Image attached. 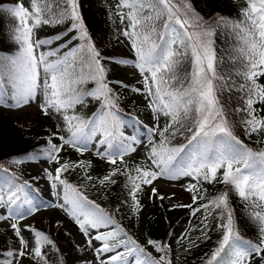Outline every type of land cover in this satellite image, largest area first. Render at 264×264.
I'll use <instances>...</instances> for the list:
<instances>
[{
  "label": "snow or ice",
  "instance_id": "1",
  "mask_svg": "<svg viewBox=\"0 0 264 264\" xmlns=\"http://www.w3.org/2000/svg\"><path fill=\"white\" fill-rule=\"evenodd\" d=\"M63 2L64 9L58 16L54 11L59 7L57 0H30V7L18 0L11 7H0L16 22L11 38L17 44L15 54L0 56V107L23 109L35 104L45 117L57 121L56 131L46 134L44 146L37 145L12 159L14 164L55 163L54 169H43L55 201L42 204L30 190L28 180L0 166V171L8 175L7 179L0 177V221H16L9 225L16 246L0 249V264H25V260L32 264L46 259L42 247L54 242L31 225L25 230L32 239H26L19 221L49 208L62 210L78 227L84 240L76 247L85 253L80 257L84 264H172L164 255L153 257L113 213L89 199L64 176L83 167L84 179L94 181L88 173L91 163L63 160L65 148L80 155L95 151L115 166L118 161L124 164L125 157L144 143L126 131L117 89L127 90L128 85L108 79V62L114 65V71L122 70L120 66L138 71L143 86L131 90L144 98L154 122L146 125L136 120L149 134L146 163L133 168L113 167L103 177L95 178L99 185H115V177L124 175L126 202L137 217L143 210L142 186H146L150 200L163 201L168 197L155 182L185 177L195 181L185 189L193 193L192 204L204 199L198 185L218 182L229 186L250 207L264 209V150H253L234 132L240 127L248 138L264 135V0H247L242 18L212 21L196 14L186 0H119L117 8L128 9L119 18L121 23L127 21L122 35L130 42L134 61L103 56L81 22L78 0ZM66 19L73 23L63 34L52 39L33 38L37 26L60 24ZM73 29L79 36L59 43ZM217 30L227 31L234 38L227 57L217 56L213 39ZM75 39L83 42L73 45ZM54 43V48L45 50ZM185 61L191 64L190 72L182 70ZM90 82L93 88L87 87ZM232 98L237 100L234 107L228 104ZM94 102L97 107L87 115ZM237 114L239 121L229 118ZM161 117L166 118L163 124ZM180 138L183 142L173 143ZM133 170L135 176L131 175ZM229 196L230 191H223L198 207H172L191 208L192 215L203 209L205 237L209 217L214 210H221L213 217L219 220L216 228L221 230V238L205 264H251L256 257L255 264H261L264 211L250 213L258 235L255 241L245 239L234 222ZM60 223L55 222L56 226ZM146 244L157 252L170 250L152 239ZM89 250L91 258L86 255Z\"/></svg>",
  "mask_w": 264,
  "mask_h": 264
},
{
  "label": "rangeland",
  "instance_id": "2",
  "mask_svg": "<svg viewBox=\"0 0 264 264\" xmlns=\"http://www.w3.org/2000/svg\"><path fill=\"white\" fill-rule=\"evenodd\" d=\"M13 2H18V0H11ZM101 5L106 6L110 10L109 19L111 26L116 31V36L112 39H109L106 42L107 49H102L101 54L106 57H115V59H131L135 60V54L131 49L129 40L122 35V31L128 26L127 21L121 23L119 14L121 12L127 13V8H117L119 0H99ZM242 5V9L246 7V1L239 0ZM22 3L25 7H30V0H22ZM65 25V24H64ZM66 26V25H65ZM49 28L48 25H40L33 29V38L43 39L46 35V30ZM70 29V27H68ZM64 26H61L56 31L57 34H63L67 31ZM79 36V31L73 29L69 31L68 36L63 37V43L65 40L70 39L71 37ZM73 45L82 43L79 39L72 41ZM49 46H46L47 50ZM50 47H55V43ZM106 66L109 68V80L123 81L128 85V89L118 88L117 90L121 94L120 104L123 107H128L129 116L123 115V119L127 124L126 131L130 134L137 135L144 142L142 145H137V151L131 156L125 157V165L134 167V165L146 163V156L149 148V134L144 127L136 123V120L139 119L146 125L152 124L154 121L152 119L151 113L146 108V101L144 98L138 94H135L131 89L139 88L143 86V81L139 78V73L137 70L131 66H127V70H123L124 66H120L122 70L114 71V65L110 62L106 63ZM90 107L93 108V111L97 107V104L94 102ZM264 115V113H261ZM166 118L161 117L160 123H165ZM57 121L51 117H45L39 110V108L33 104L30 107H25L23 109H9L0 107V129L1 130H10L15 129V127H22L25 130H28L31 134L35 136L41 133H50L56 131ZM246 139L251 143L262 144L264 135L253 134L251 138L246 136ZM58 142V141H57ZM63 160L67 161H83L85 164L88 162L91 163V167L88 169V173L91 174L94 179L96 177H103L108 172L112 170L113 167H117L119 161L115 166L109 164L106 160L99 158L95 151H87L83 155L75 152L71 148H65L61 153ZM21 157V156H16ZM13 169L21 173H44L43 169L47 168L49 170L54 169L57 165L55 163H48L41 161L39 163H24V164H14L12 163ZM42 186L37 194L32 188L30 190L33 194L38 195L42 204H49L56 200V197L51 195V182L46 178L41 181ZM139 183V181H138ZM160 192L167 196L165 200L161 201L159 199L150 200L148 198L146 186L145 191L141 193V202L143 204V210L137 217L135 214L128 216L122 210L116 211L120 217L121 222L124 223V226L134 239L138 240L143 246L147 248V251L152 253L155 257L159 259L162 256V252H157L155 248L146 244L148 240L146 234V220L150 216H156L160 226H165L167 224L172 225V235L169 238L167 244L170 249V259L171 261L177 260L180 256L189 255L192 256L191 252L188 250V247L197 245L203 240H207V237L203 235L202 229L204 228L202 224L203 217L205 215L204 211L197 212L195 215L188 213L184 217L180 218V221L174 223V218L176 214L173 212L175 208L172 205L180 204H192V195L185 189L190 185L195 183L190 177L181 178L180 180H167L160 179L155 182ZM165 186L170 189L164 190L162 187ZM200 190H206L211 188V184L203 182L201 185L197 186ZM175 194L173 196L172 194ZM253 199H256L253 197ZM194 206V204H192ZM180 208V207H176ZM188 208V207H183ZM118 209V208H117ZM116 209V210H117ZM256 211H264L262 208H254ZM192 212V211H191ZM60 221V226H56L55 222ZM11 222L16 221H0V232L7 238L6 247H15L16 242L13 237L12 231L9 227ZM19 225L22 228V234L28 240L32 239V234L26 231V226L31 225L32 227L38 226L46 228L50 235L61 237V243L64 244L65 248L63 251L64 264H84L83 260L80 258L85 255L81 250L77 249L76 245L83 242L84 237L80 234L78 227L75 223L69 218L62 210L56 208L42 209L37 212L35 215L29 216L27 219L19 221ZM34 225V226H33ZM207 232L208 229H205ZM218 246V244H217ZM216 246V247H217ZM86 255L91 258L92 252L89 250ZM207 257L210 254L205 253ZM168 258V259H169ZM259 257L254 258L251 261V264H255V261ZM207 260V259H206ZM25 264H29L28 260H25ZM32 264H49L46 259H39L38 261L32 262ZM261 264H264V261H261Z\"/></svg>",
  "mask_w": 264,
  "mask_h": 264
},
{
  "label": "trees",
  "instance_id": "3",
  "mask_svg": "<svg viewBox=\"0 0 264 264\" xmlns=\"http://www.w3.org/2000/svg\"><path fill=\"white\" fill-rule=\"evenodd\" d=\"M243 1H246L247 3V0ZM186 2L191 5V9L194 10L196 14L208 21L218 19L219 17H224L231 20L242 18V5L239 0H186ZM14 4H16V2L11 0H0V7L3 8L11 7ZM57 4L59 7H57L54 11L55 15L58 16L59 13L64 9V2L63 0H57ZM78 11L81 17V22L83 23L85 30L88 32L89 37L91 38V41L94 43L97 50L100 51L102 49H107L106 42L116 36V31L111 26L110 19L108 18L110 10L106 6L101 5L99 0H78ZM15 23L16 22L13 20L10 14L0 11V56L13 55L17 51V44L14 43L11 38ZM72 23L73 21L66 19L60 24H49V28L46 30L47 33L44 38H54L57 35L56 31L58 28L64 26L66 29H68ZM213 39L215 41L214 46L217 50V56L219 57L221 54H223L225 57H227L228 51L233 45L234 38L227 31L217 30ZM182 70L185 72H190L191 64L188 61H185L182 65ZM107 76L109 79V71ZM94 86L95 85L91 82L87 85L88 88H93ZM228 104L230 107H234L237 104V100L232 98L228 101ZM90 112L91 108L86 110L87 115H90ZM127 112L128 108H123V114L128 115ZM229 118L234 121H239L240 117L237 114L230 115ZM242 131L243 130L240 127L234 128L235 134L238 135L240 139H242L249 147L253 148V150H264V139L262 144H256L253 142L251 143L246 139V136L242 134ZM46 139L47 136L45 133L35 136L22 127H15V129L10 130L0 129V166L7 168L10 173H15V175L20 177L21 180H28L30 188L36 192L40 190L42 186L41 181L47 177L46 174L16 172L12 167L11 161L16 156H22L26 152H31L37 145L41 147L44 146ZM179 142H183L182 138L178 139L177 141H173V143ZM124 167L125 165L122 164L118 166V168ZM220 174H222V170L221 173H218V176ZM131 175H136L134 170L131 172ZM64 176L69 180L70 183L78 186L80 190L89 197V199L95 201L106 211L113 213L114 218L121 225L124 226L118 213L116 212L117 208L122 210L128 216L134 215L132 212H130L128 203L126 202L127 189L125 188V184L127 183V180L124 175H117L115 177L117 181L115 185H99L95 179L93 182L85 180L83 167L77 169L76 171L65 173ZM0 177L7 179L8 175L5 172L0 171ZM136 182L138 183V180ZM93 183H95V187L92 186ZM223 191H230L229 204L233 213L234 222L240 234L245 239L255 241L258 235V226L256 222L250 218V213L256 210L250 207L249 203L242 201L241 198L234 192V190L229 189V186H225L218 182L211 183L210 189H206V191L204 189L199 192V195H202L204 199H198L192 207H198L201 203H207L209 199L215 197ZM191 211V208H175L173 210V212L176 214L174 223L180 221L182 216ZM201 211L204 210L201 209ZM220 211V209L214 210L212 216H210L207 221V240H203L197 245L188 247V250L192 253V256L183 254L177 260L173 261L172 264H205L206 259L208 258L205 253L207 252V254H211V252L215 250L218 241L221 238V230L216 228V224L219 223V220L213 218L218 216ZM146 221L145 232L148 239L158 241L161 245L167 244L168 239L172 235V225L167 224L164 227L160 226L157 217L153 215L148 217ZM34 229L45 233L54 242L52 246L44 245L42 247V251L46 254V260L48 263L64 264L65 261L63 260V251L65 246L63 243H61L62 238L54 236L53 234L50 235L46 228L34 226ZM6 243L7 238H5L0 232V249H4ZM169 251L170 250H167L161 254L166 256L168 259L170 257ZM152 256L155 257L153 254Z\"/></svg>",
  "mask_w": 264,
  "mask_h": 264
},
{
  "label": "bare ground",
  "instance_id": "4",
  "mask_svg": "<svg viewBox=\"0 0 264 264\" xmlns=\"http://www.w3.org/2000/svg\"><path fill=\"white\" fill-rule=\"evenodd\" d=\"M162 187H164V188H163L164 190H165V189H166V190H168V188H167V187H165V186H163V185H162ZM168 191H170V189H169Z\"/></svg>",
  "mask_w": 264,
  "mask_h": 264
}]
</instances>
